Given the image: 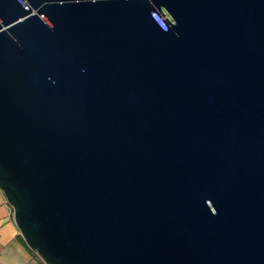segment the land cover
<instances>
[{"label":"water","instance_id":"obj_1","mask_svg":"<svg viewBox=\"0 0 264 264\" xmlns=\"http://www.w3.org/2000/svg\"><path fill=\"white\" fill-rule=\"evenodd\" d=\"M0 191L44 264H264V0H0Z\"/></svg>","mask_w":264,"mask_h":264},{"label":"crops","instance_id":"obj_2","mask_svg":"<svg viewBox=\"0 0 264 264\" xmlns=\"http://www.w3.org/2000/svg\"><path fill=\"white\" fill-rule=\"evenodd\" d=\"M12 210L0 191V264H43L21 243Z\"/></svg>","mask_w":264,"mask_h":264},{"label":"trees","instance_id":"obj_3","mask_svg":"<svg viewBox=\"0 0 264 264\" xmlns=\"http://www.w3.org/2000/svg\"><path fill=\"white\" fill-rule=\"evenodd\" d=\"M21 243L25 246V244H24V242L21 240ZM26 247V246H25ZM27 248V247H26ZM28 249V248H27ZM28 251L30 252V253H33V251H31V250H29L28 249Z\"/></svg>","mask_w":264,"mask_h":264},{"label":"rangeland","instance_id":"obj_4","mask_svg":"<svg viewBox=\"0 0 264 264\" xmlns=\"http://www.w3.org/2000/svg\"><path fill=\"white\" fill-rule=\"evenodd\" d=\"M33 255H34V256H36L37 258H39V257L36 255V253H35V252H33ZM39 259H40V258H39ZM43 264H44V263H43Z\"/></svg>","mask_w":264,"mask_h":264}]
</instances>
